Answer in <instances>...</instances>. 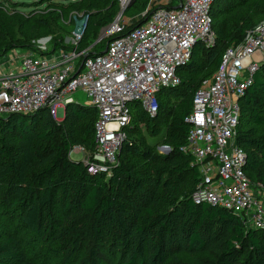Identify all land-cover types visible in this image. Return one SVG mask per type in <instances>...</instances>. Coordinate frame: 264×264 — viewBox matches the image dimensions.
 Instances as JSON below:
<instances>
[{
  "label": "trees",
  "instance_id": "16d2710c",
  "mask_svg": "<svg viewBox=\"0 0 264 264\" xmlns=\"http://www.w3.org/2000/svg\"><path fill=\"white\" fill-rule=\"evenodd\" d=\"M150 2L130 1V10L147 13L122 35L145 23L156 9L148 10ZM88 7L98 12L96 31L88 36L84 32L77 48L93 57L114 39L94 45L99 31L117 18L120 4L119 0H89ZM211 16L214 47L198 44L191 62L179 72L181 85L160 94L154 118L163 119L162 126L150 124L152 117L134 108L132 123L146 124L152 136L149 162L140 159L146 152L132 142L124 143L119 154L123 161L113 166L108 179L70 161L67 154L73 142L86 144L88 139L89 150H95L97 111L86 105L67 106L62 122L68 129L65 141L63 125L50 115L44 118L45 111L0 118V264H36L28 260L16 235L7 233L13 224L25 232V239L46 244V259H51L44 264H100L105 241L112 258L119 252L116 264H264V230H246L232 212L192 200L199 173L182 149L190 130L186 119L193 97L217 71L223 53L264 21V0H215ZM64 39L51 40L50 48H73L63 44ZM27 41L0 46V58L14 49L36 51ZM209 67L214 70L208 72ZM240 107L237 145L246 153L248 177L264 188V64ZM164 146L171 149L169 154L155 151ZM23 156L40 160L27 185L21 183ZM58 206L63 215L59 226ZM200 253L210 256L193 263L180 258Z\"/></svg>",
  "mask_w": 264,
  "mask_h": 264
},
{
  "label": "built area",
  "instance_id": "2783aa9c",
  "mask_svg": "<svg viewBox=\"0 0 264 264\" xmlns=\"http://www.w3.org/2000/svg\"><path fill=\"white\" fill-rule=\"evenodd\" d=\"M130 1L119 0L121 9ZM154 1L148 10L156 9L145 23L128 33L122 35L128 26L120 16L109 25L107 34L114 39L104 54L90 57L78 50L84 35L80 29L68 43L73 48L14 49L0 58V118L33 115L44 107L55 120L62 109L65 118L68 105H82L74 94L83 92L84 105L97 111L88 172L111 173L126 142L133 108L154 118L160 94L181 85L179 72L191 62L196 46L215 43V0H160L152 6ZM263 64L264 21L223 53L211 80L196 91L182 149L199 173L193 202L232 212L246 230H264V188L245 171L246 153L237 145V128L240 100Z\"/></svg>",
  "mask_w": 264,
  "mask_h": 264
},
{
  "label": "rangeland",
  "instance_id": "374dc122",
  "mask_svg": "<svg viewBox=\"0 0 264 264\" xmlns=\"http://www.w3.org/2000/svg\"><path fill=\"white\" fill-rule=\"evenodd\" d=\"M160 3V0H156L152 3V6H158ZM88 5L89 0H0V28L2 27L5 33L0 35V46L5 45V43L9 41L18 43L20 40L28 39L27 43L32 44L35 48L42 49L44 45L49 47L48 42L53 39L60 41L61 36L65 38L63 44L67 45L70 41H72L75 33L80 29H84V32L87 31L86 35L88 36L89 33L96 31L95 23L98 20L96 17L98 12L89 9ZM127 7V10H123L120 7L117 17L120 16L121 19L126 22L128 27H132L145 16V12L130 10L132 7H130L129 4ZM108 27L109 26H106L99 31L94 45H97V43L100 42V39H104V42L106 43L108 42ZM53 31L56 33L52 34ZM96 50L97 49L94 51ZM211 62L213 63L214 59H212ZM207 70L208 72H211L214 69L213 67H209ZM214 74L215 71L212 72L211 78ZM204 84H202V86ZM74 99L77 103L84 105L87 97L83 92H77L74 94ZM47 115V111L43 113L44 118L47 117ZM155 118L150 119V124L162 126L163 119L158 121ZM56 121L57 123L63 125L64 111L62 109L58 110V118H56ZM62 128L63 139L65 141V133L68 129L66 125H63ZM124 135L126 137V143L132 142L138 147V149H140V151L146 152L145 155L147 156L140 157L142 161L149 162L152 160V151H150L151 149H149V147L153 146V142L151 141L152 136L147 130L146 124L139 122H136L135 124L131 123L125 129ZM86 140V144H82L81 142L71 143L72 147L70 152L67 154V157L74 163H82L88 170V166L86 164L87 160L91 157V155H93L95 150L92 152L89 150L91 141L88 139ZM164 148H168L171 151L168 146L157 147L155 148V151L163 155L169 154V151ZM132 155L134 158H137L136 153ZM128 157L129 155L123 156L124 159H127ZM117 161L120 164L123 160H119L118 157ZM39 163L40 160L29 156H23L21 164L22 185H27L31 181L32 174L37 170ZM102 174H106L107 179L111 175L110 172H102L97 175ZM61 211L62 208L58 206L55 213L58 226L63 217ZM7 233L16 235L17 240H19L22 244L21 247L26 251L29 261L36 264H44V261L51 259V257L46 259V244L42 242H31L28 239H25V232L16 226V224H13L10 229L7 230ZM107 242L108 241H105L106 245ZM105 244L101 246L102 257L100 264H116V262L119 261V252L117 254L115 252V258H112V255ZM209 256V254L202 253L193 256L181 254L180 258L186 262L193 263L197 259L207 258Z\"/></svg>",
  "mask_w": 264,
  "mask_h": 264
},
{
  "label": "water",
  "instance_id": "95a60500",
  "mask_svg": "<svg viewBox=\"0 0 264 264\" xmlns=\"http://www.w3.org/2000/svg\"><path fill=\"white\" fill-rule=\"evenodd\" d=\"M131 4H132V3H130V5H131ZM130 5H129V6H130ZM100 41H101V39H100ZM104 52H105V51H104ZM104 52H102L101 54H104ZM80 71H81V68L79 69V71L77 72V74H79ZM45 110H46V108L44 107V108H41L39 112H44ZM39 112H38V113H39ZM21 116H28V114H22ZM164 149L170 152V150H169L168 148H164Z\"/></svg>",
  "mask_w": 264,
  "mask_h": 264
}]
</instances>
